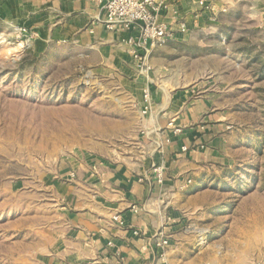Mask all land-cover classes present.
<instances>
[{
    "label": "rangeland",
    "instance_id": "1",
    "mask_svg": "<svg viewBox=\"0 0 264 264\" xmlns=\"http://www.w3.org/2000/svg\"><path fill=\"white\" fill-rule=\"evenodd\" d=\"M213 6L193 9L203 27L155 51L157 73L195 88L232 134L225 161L183 195L169 251L179 264L263 262L264 0ZM12 25L0 21V264H50L61 168L142 162L141 87L131 71L91 69L81 51Z\"/></svg>",
    "mask_w": 264,
    "mask_h": 264
},
{
    "label": "crops",
    "instance_id": "2",
    "mask_svg": "<svg viewBox=\"0 0 264 264\" xmlns=\"http://www.w3.org/2000/svg\"><path fill=\"white\" fill-rule=\"evenodd\" d=\"M198 2L176 3L166 18L173 30L182 23L188 31L204 26L201 13L193 12ZM206 11L202 17L211 14ZM104 18L93 0H0L3 24L29 28L38 35L40 46L70 45L81 51L91 69L131 71L141 87V112L145 89L154 102L153 109L142 115L146 136L142 162L95 158L61 168L59 201L64 204L59 222L49 231L45 254L50 264H179L171 248L161 251L156 244L161 235L171 238L186 208L183 195L197 189L229 156L232 134L226 118L215 115L195 88L157 73L155 51L162 46L150 56L152 71L142 74L125 43L129 32L107 30ZM156 167L163 168L162 182Z\"/></svg>",
    "mask_w": 264,
    "mask_h": 264
},
{
    "label": "built area",
    "instance_id": "3",
    "mask_svg": "<svg viewBox=\"0 0 264 264\" xmlns=\"http://www.w3.org/2000/svg\"><path fill=\"white\" fill-rule=\"evenodd\" d=\"M180 0H93V2L103 12L105 18L103 24L110 31L129 32L125 43L130 49V54L140 72L148 74L152 71L149 59L152 52L172 40L177 32L184 34L188 32L187 24H179L176 31L169 22L167 14L172 11L176 3ZM200 9L213 10L212 0H199ZM225 11V10H224ZM12 30L25 40H34L36 33L27 27L12 25ZM145 106L142 115L153 109V99L150 91H143ZM176 134L179 133L175 131ZM155 173L158 182L163 181V168L156 167ZM73 176V175H72ZM114 221L123 224L118 216H114ZM171 238L161 235L156 246L165 251L171 247Z\"/></svg>",
    "mask_w": 264,
    "mask_h": 264
}]
</instances>
